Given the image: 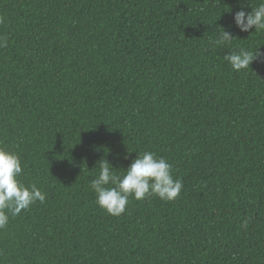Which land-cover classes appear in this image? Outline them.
Instances as JSON below:
<instances>
[{"label": "trees", "instance_id": "16d2710c", "mask_svg": "<svg viewBox=\"0 0 264 264\" xmlns=\"http://www.w3.org/2000/svg\"><path fill=\"white\" fill-rule=\"evenodd\" d=\"M261 2L0 0V147L46 193L0 230V264H264V63L224 60L264 53L233 20ZM143 151L181 195L109 215L97 162L123 175Z\"/></svg>", "mask_w": 264, "mask_h": 264}, {"label": "clouds", "instance_id": "9594fccd", "mask_svg": "<svg viewBox=\"0 0 264 264\" xmlns=\"http://www.w3.org/2000/svg\"><path fill=\"white\" fill-rule=\"evenodd\" d=\"M234 24L242 32L255 29L264 31V2L252 8L251 12L241 9L233 17ZM0 23L3 20L0 19ZM223 29V28H222ZM233 36L223 29L219 38L213 43L218 46L230 44ZM7 45V39L0 37V48ZM224 60L237 73L246 71L253 61L264 63V53L240 48L224 55ZM130 152V151H129ZM124 159H128L125 155ZM99 172L90 183V189L95 193V203L109 215L120 217L126 212L129 198L144 201L153 196L162 201L172 202L179 198L183 182L173 176V166L163 157H157L152 151L138 153L131 164L124 169L123 175L107 159L97 162ZM96 166V167H97ZM23 166L19 155L0 147V230L5 229L10 217L28 210L37 201L44 203L46 193L35 184L25 185L19 179ZM247 228V221L242 222Z\"/></svg>", "mask_w": 264, "mask_h": 264}]
</instances>
